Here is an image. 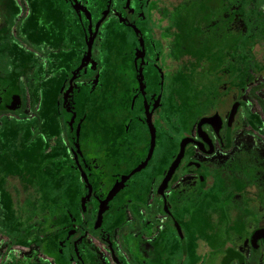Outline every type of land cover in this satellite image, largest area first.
I'll use <instances>...</instances> for the list:
<instances>
[{
	"label": "rangeland",
	"instance_id": "rangeland-1",
	"mask_svg": "<svg viewBox=\"0 0 264 264\" xmlns=\"http://www.w3.org/2000/svg\"><path fill=\"white\" fill-rule=\"evenodd\" d=\"M77 1L0 0L5 11L15 9L18 14V3L28 8L30 20L20 30L24 37L43 50H59L44 60L26 56L17 43L9 52L16 63L38 64L35 77L39 80L33 84L34 110L42 122L40 136L34 139L35 117L24 90L20 92L22 112L1 120L0 219L7 222L5 230L12 238L0 233V264H69L61 261L57 251L62 235L77 231V225H83L87 218L85 192L99 205L109 198L110 203L117 199L116 211L109 212L106 206L95 229L116 233L124 223L123 215L109 225L112 212L118 217L119 211L126 215V204L135 200L148 206L154 175L164 172L178 138L191 134L196 122L219 109L216 106L222 101H227L225 108L219 109L222 115L239 99L251 111V103L244 96L246 89L263 78L264 71L255 77L250 70L254 69L253 60L262 64L264 46L240 44L252 52V61L243 60L237 74L232 63H225L243 33V27L222 30L217 26L222 5L225 10L228 7L225 0H130L134 28L125 17L127 0H114L110 17L101 27L100 62L91 59L89 47L94 22L106 0ZM145 4L148 23L141 13ZM222 37H233L234 43L222 42ZM140 41L145 43L149 61L139 51ZM153 63L162 70L161 83ZM62 84H72L60 107L66 120L64 134L88 174V186L83 184L64 146L58 117L45 113L49 90L54 89L50 103H55ZM160 84L161 106L153 124L147 114L153 110ZM251 126L245 122L243 134L236 135L235 147L240 152L248 150ZM29 137L34 140L29 141ZM222 157H198L204 182L210 183L211 191L219 189L218 181L228 184L231 180L232 173L228 174L226 166L230 162ZM216 175L222 179L217 181ZM195 181L192 176L176 179L179 187H186L181 200L175 196L170 201L176 223L194 225L201 216L216 219L212 210L205 214L198 210L202 199L192 193ZM215 194L221 196L224 192ZM159 219L162 221V217ZM228 229L227 224L223 225V230ZM9 240L13 244L6 250ZM87 243L102 253L97 264H104L103 258L109 263L100 243L86 239V248Z\"/></svg>",
	"mask_w": 264,
	"mask_h": 264
},
{
	"label": "flooded vegetation",
	"instance_id": "flooded-vegetation-1",
	"mask_svg": "<svg viewBox=\"0 0 264 264\" xmlns=\"http://www.w3.org/2000/svg\"><path fill=\"white\" fill-rule=\"evenodd\" d=\"M225 1L228 7L225 10V6L222 5V11H219L221 15L218 16L216 22L217 26L222 30L237 26L243 27V33L236 43H234L233 37H222V42L225 40V43L230 41L235 44L234 50L225 59V63L228 66L232 63L235 74H237L239 66L244 65L243 60L250 59L252 61V52L242 46L241 48L240 44L249 47L264 46V0ZM113 2L114 0H106L105 8L94 22L89 56L96 62H100L102 53L101 27L110 17ZM129 3L130 0H127L125 17L129 21L130 27L134 28ZM18 6V14L14 12L15 9L5 11L0 7V125L6 115H19L22 112L24 105L20 92L24 90L30 97V111L35 117L36 128L32 134L36 139L40 136L42 122L40 115L34 110L33 84L39 80V77H35L39 67L32 61L16 63L9 52L14 49L15 43H17L23 48L26 56H36L44 60L56 55L59 50L55 48L43 50L28 37L22 35L20 30L26 20H30V13L28 8L23 7L22 4L18 3ZM145 9L146 4L141 13L143 20L148 23L149 17ZM21 11H23L22 14ZM225 22L228 24L227 26L223 25ZM140 44L141 55H144L145 59L149 61L151 58L146 54L145 43L140 41ZM261 62L262 64L252 61L254 69H251L250 72L252 71L255 77L264 71V58ZM153 65L155 64L153 63ZM257 66L262 68L258 69ZM155 67L160 82L162 70L158 65ZM261 77L263 78L259 82L248 86L244 95L251 103V111L246 102L239 99L232 102L227 107L226 113L222 115L219 109L220 107L224 109L227 104V101H222L216 106L217 108L219 106V109L209 116L201 117L196 122L191 134L178 138L175 153L168 161L164 172L154 175L148 206L135 200L126 204V215L119 211L118 217L116 212H112L109 225L115 224L123 215L124 223L116 233H99L95 229L100 212L102 213L106 206L109 212L116 211L117 199H111L113 203H110L109 198L99 205L89 193L85 192L84 209L87 218L83 225H77V231L62 235L61 247L57 251L59 252L58 257L62 258L61 261L64 260L69 264L71 262L74 264H97V259L102 254L101 251L90 246L91 242L88 245L89 241L87 248L84 246L86 239L91 238V241L103 246L105 250H101L104 253H108L109 263L106 258H103L104 264H264V74ZM228 82L224 83L228 84ZM71 85L69 84V86ZM69 86L66 84L60 86L57 92L58 99L55 103H50V94L54 89L49 90L45 97L47 103L45 113L47 115L50 113L52 116L55 114L58 117L59 123L57 124L64 146L75 162L83 184L88 186V174L80 157L77 156L64 134L66 120L60 107ZM161 98L162 85L160 84L153 110L147 114V120L153 124L157 120L156 115L161 106ZM15 100L20 101V108L8 110ZM245 122L251 123L252 126L248 132L250 139L248 150L243 153L235 146L236 135L243 134ZM34 139L29 137L28 140ZM182 143L183 152L175 169L168 176V171L177 159ZM150 149L153 150L152 139ZM217 154L222 155L224 161L230 162L226 166L230 170L228 174L232 173V175L228 184L218 181L222 178L216 175L219 182L217 188L220 187L211 191L210 183L204 182L202 162L198 157H201V160L209 159ZM230 155H232L231 159ZM145 163V160L142 161V164ZM1 174L2 172H0ZM187 176L196 178L192 193L195 197L199 196V199H202L198 209L200 213L205 214L207 210H212L216 219L206 220L201 216L197 221H194V225L190 223L189 226L188 222L185 224L176 223L173 211L170 209V204H172L170 201H174L175 196L181 200L182 195L180 194L185 191L186 187H179L181 184L176 182V179ZM5 182L7 181L5 180ZM222 191L224 195L215 194L223 193ZM211 201L218 202V204L213 205L210 203ZM234 204L236 207L233 211L231 206ZM159 217H162V221ZM211 221L215 223L213 224ZM226 224L229 229L223 230V225ZM6 232L0 230L2 234ZM12 244V240H9L6 250H9ZM196 256L198 259L193 261Z\"/></svg>",
	"mask_w": 264,
	"mask_h": 264
},
{
	"label": "water",
	"instance_id": "water-1",
	"mask_svg": "<svg viewBox=\"0 0 264 264\" xmlns=\"http://www.w3.org/2000/svg\"><path fill=\"white\" fill-rule=\"evenodd\" d=\"M20 108V101L19 100H15L13 102V105H11L10 107H8V110H17ZM183 143L182 145L180 146V151H179V154H178V157L177 159L175 160V162L173 163V165L171 166L170 170L168 171V176L172 173V171L175 169L176 165H177V162L179 161L180 159V156L183 152ZM166 181V180H165Z\"/></svg>",
	"mask_w": 264,
	"mask_h": 264
},
{
	"label": "trees",
	"instance_id": "trees-1",
	"mask_svg": "<svg viewBox=\"0 0 264 264\" xmlns=\"http://www.w3.org/2000/svg\"><path fill=\"white\" fill-rule=\"evenodd\" d=\"M31 139H32V137H31ZM2 226V227H1ZM8 226H7V222L6 221H2V219H0V229H1V231H6L5 229L7 228ZM4 235H6L7 236V238H12L8 233H3Z\"/></svg>",
	"mask_w": 264,
	"mask_h": 264
}]
</instances>
